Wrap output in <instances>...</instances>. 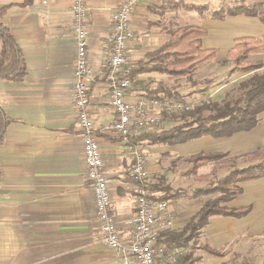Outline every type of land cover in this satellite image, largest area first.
I'll list each match as a JSON object with an SVG mask.
<instances>
[{"label": "crops", "instance_id": "crops-1", "mask_svg": "<svg viewBox=\"0 0 264 264\" xmlns=\"http://www.w3.org/2000/svg\"><path fill=\"white\" fill-rule=\"evenodd\" d=\"M86 2L90 8V112L97 126L109 179L112 213L119 234L128 239L133 234L136 212L132 192V150L138 147L159 153L156 147H167L168 151L175 153L198 138L174 145L133 144L105 129L115 118L114 109L108 102L106 80V62L111 46L110 16L121 0ZM72 5L73 0H0V9L6 10L2 20L10 27L27 66V74L21 81L0 77V107L10 120L0 145V264H118L116 253L101 240L95 198L86 178L81 132L72 98L77 50L72 30ZM186 5L191 4H184L181 0H147L139 4L132 16V26L138 37H133L128 57L137 62L146 52L167 41L170 29L182 25L205 27L207 35L202 40L203 47L216 48L217 55L219 47L216 46L227 35H234L235 40L242 37L241 34H254L243 36L255 37L264 34V24L258 17L237 14L216 18L213 13L221 8L212 10L208 5H198L205 6L201 12L187 9ZM189 11L199 13L197 24L189 23ZM236 34L240 36L235 37ZM147 37H152L148 44ZM228 51L222 56L216 55L214 60L222 62L227 59ZM163 75L174 76L159 72L138 75L133 80L129 99L154 87ZM250 131L228 137L242 136ZM202 137L211 142L228 139ZM245 138L241 142L254 140ZM215 151L233 153V148L214 147L191 152L186 157L192 164V172H197L204 163L215 162L197 163L194 161L196 154ZM154 160L152 158L149 162L152 182L159 177V166ZM162 175L170 176L169 173ZM240 184L244 191L230 200L229 205L251 204V211L243 217L211 215L202 230L204 244L223 252L232 244L236 251L245 250L264 233V176ZM204 188L197 187L194 195L215 194L199 191ZM182 195L168 199L173 210V204ZM175 213L174 229H178L185 222L182 223L183 217Z\"/></svg>", "mask_w": 264, "mask_h": 264}, {"label": "trees", "instance_id": "trees-1", "mask_svg": "<svg viewBox=\"0 0 264 264\" xmlns=\"http://www.w3.org/2000/svg\"><path fill=\"white\" fill-rule=\"evenodd\" d=\"M187 9L203 11L205 6L186 5ZM5 9H0V77L13 81H21L27 74V66L23 52L15 37L2 20ZM248 15L258 17L264 24V0H257L250 4H238L223 7L213 13L216 18L225 15ZM170 38L155 50L148 51L134 65L131 71L133 80L140 74L149 72L166 73L169 75L191 74L200 64L210 62L216 58V48H204L203 38L207 29L200 25H182L170 29ZM234 63L232 72L240 71L252 74L237 84L236 96L227 94L222 101L211 100L180 114L163 116L162 122L175 123L171 128H163L145 132L131 139V143L147 142L149 144L174 145L202 136L228 137L241 131H249L257 126L260 114L264 111V34L261 37L242 36L235 39V44L227 53V59L221 63ZM146 94L160 98L182 100L184 94L177 89L158 85L147 88ZM205 111L208 114H204ZM9 118L0 107V145L4 140V132ZM228 152H200L194 156L195 162L215 161L227 155ZM255 161L241 168H234L216 184L200 189V192L215 193L221 191L218 197L205 201L203 206L187 220L180 229L162 232L158 236V244L168 251H182L170 264H196L197 257L189 249L190 243L195 242L208 224L211 215H227L243 217L247 215L252 205L230 206L228 201L242 193V181L264 176V147L258 146L244 154ZM1 175V161H0ZM165 175L157 182L148 181V187L155 192L159 199H176L184 191L181 187H173L165 182ZM198 191V192H199ZM203 248L209 253L223 256V251L208 244Z\"/></svg>", "mask_w": 264, "mask_h": 264}, {"label": "built area", "instance_id": "built-area-1", "mask_svg": "<svg viewBox=\"0 0 264 264\" xmlns=\"http://www.w3.org/2000/svg\"><path fill=\"white\" fill-rule=\"evenodd\" d=\"M147 0H121L110 16V51L106 62L108 102L115 118L105 126L127 143L132 138L155 130L164 114H180L209 101L210 96L195 94L182 100L160 98L141 93L129 99L134 64L128 50L134 37L132 16L136 7ZM89 6L86 0H73L72 30L76 40L73 102L81 132L86 178L93 190L101 240L118 256V264H170L182 251H168L158 244V236L176 227L177 216L167 199L155 197L148 187L149 163L142 150H132V192L136 202L133 234L124 239L119 234L112 213L113 200L105 171L97 126L90 112L92 71L88 57Z\"/></svg>", "mask_w": 264, "mask_h": 264}, {"label": "rangeland", "instance_id": "rangeland-1", "mask_svg": "<svg viewBox=\"0 0 264 264\" xmlns=\"http://www.w3.org/2000/svg\"><path fill=\"white\" fill-rule=\"evenodd\" d=\"M257 0H181L184 4L191 5H208L210 9H220L222 7L233 6L238 4H250ZM187 18L191 19L189 23L197 24L200 20V15L196 11H189L187 13ZM139 34V33H138ZM243 35H254V34H241ZM236 36H240L236 34ZM137 38L134 32V38ZM232 37V41H231ZM145 40L148 42L152 37H147ZM234 35L225 36V40L220 41L216 47H219L218 57L222 56L224 52H227L233 46ZM144 40V41H145ZM231 41V42H230ZM232 44V45H231ZM231 45V46H230ZM230 47V48H229ZM226 54V53H225ZM130 62L134 65V61L128 57ZM234 67L233 62L227 64L221 63V61H211L205 62L199 65L191 74H184L180 76H168L163 75L160 77L161 80L159 83L155 84L154 87L158 85H163L168 88H178L186 96H194L195 94H204L210 97L211 100L222 101L224 97L229 94V98L236 96L238 89L237 84L249 77L252 72H232ZM262 68L259 72H263ZM174 113V112H173ZM167 114V115H172ZM204 114H208L205 111ZM165 115V114H164ZM163 115V116H164ZM260 120L256 127L251 129L250 132L242 133V136H234L228 139H222L221 141L211 142L209 139L203 137L196 139L195 143H188L183 145L180 148V151L171 153L168 151L167 147H156L158 151H144L142 148L143 154L146 156L148 163L154 158L157 166H159L158 178L154 180L157 182L161 180L162 173H169V177H164L165 182H168L171 186L181 187L184 189L183 195L179 200L173 204L174 210L177 212L178 216H182V223H186L187 220H190L191 216L196 213V210L202 206V203L208 199H213L222 194L221 191L215 192V194L197 197L194 195L195 189L199 186H204L205 188L216 184L217 181L228 174L234 168H241L253 163L255 160L252 157H244L242 151L248 150L249 148H255L257 146L264 147V111L260 114ZM163 118V117H162ZM175 123L161 122L160 126L155 130L171 128ZM152 130V131H155ZM150 132V131H148ZM242 132V131H241ZM244 134V135H243ZM252 138V142H241L244 138ZM245 138V139H246ZM214 140H217L214 138ZM197 141V142H196ZM131 143V141H130ZM229 150L233 148V153H228L222 158L216 160L212 163H204L197 168V172H192V164L188 162L186 155H190L191 152H196L198 150H207L211 148ZM168 149V150H167ZM239 151V152H238ZM238 152V153H237ZM153 153L154 156L151 157ZM150 182L152 179L150 175L148 177ZM229 204V201L227 202ZM184 223V224H185ZM182 227H179L180 229ZM203 233V231H202ZM200 234L195 242L190 243L189 249L194 252L195 257H197L196 264H264V233L261 237H256L255 241L248 245L245 250L236 251L234 244L227 246L223 252V256H217L212 253H209L206 248H203L205 239L203 234Z\"/></svg>", "mask_w": 264, "mask_h": 264}]
</instances>
